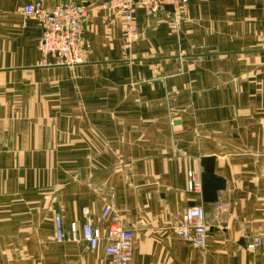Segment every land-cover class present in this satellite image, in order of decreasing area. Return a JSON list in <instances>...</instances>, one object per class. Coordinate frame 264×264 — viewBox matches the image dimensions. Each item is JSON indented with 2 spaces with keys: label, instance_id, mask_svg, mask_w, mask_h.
Instances as JSON below:
<instances>
[{
  "label": "crops",
  "instance_id": "crops-1",
  "mask_svg": "<svg viewBox=\"0 0 264 264\" xmlns=\"http://www.w3.org/2000/svg\"><path fill=\"white\" fill-rule=\"evenodd\" d=\"M33 1L0 0V264H107L103 241L54 232L59 218L103 236L107 206L134 233L130 264H264V0L138 11L131 46L104 0H41L88 10L73 68L41 64L40 31L18 11ZM202 158L225 183L214 203L187 187ZM193 205L204 252L173 233Z\"/></svg>",
  "mask_w": 264,
  "mask_h": 264
},
{
  "label": "built area",
  "instance_id": "built-area-1",
  "mask_svg": "<svg viewBox=\"0 0 264 264\" xmlns=\"http://www.w3.org/2000/svg\"><path fill=\"white\" fill-rule=\"evenodd\" d=\"M188 3L189 0H104L96 7L103 13L121 18L125 43L131 46L139 37L136 20L138 11H142L149 19L163 12L166 7H172L174 11L186 7ZM18 11L24 18L34 20L40 31L37 50L41 55V64H44L48 58L54 59L55 65L65 68H73L84 63V54L89 45L82 38L83 25L88 15V10L83 4L68 1L50 6L38 0L23 5ZM168 28L170 32L176 34L177 21L175 19L169 21ZM187 187L192 193L201 192V180L191 171L187 173ZM101 219L110 222L103 236L89 223L81 227L72 223L66 234L62 221L56 218L55 241L61 243L66 239L80 240L91 250L97 249L103 241L107 264H130L134 249L133 231L122 227L119 216L110 206L103 209ZM173 233L183 241L193 242L201 252H204L209 237V226L205 221L202 206L193 205L185 208L180 222L173 228ZM261 244L262 240L256 239L246 248L254 251Z\"/></svg>",
  "mask_w": 264,
  "mask_h": 264
},
{
  "label": "water",
  "instance_id": "water-1",
  "mask_svg": "<svg viewBox=\"0 0 264 264\" xmlns=\"http://www.w3.org/2000/svg\"><path fill=\"white\" fill-rule=\"evenodd\" d=\"M165 10L173 12L172 7H166ZM201 166L203 168L201 174L202 199L205 203H214L217 200V192L225 189V183L214 176V158H202Z\"/></svg>",
  "mask_w": 264,
  "mask_h": 264
},
{
  "label": "rangeland",
  "instance_id": "rangeland-1",
  "mask_svg": "<svg viewBox=\"0 0 264 264\" xmlns=\"http://www.w3.org/2000/svg\"><path fill=\"white\" fill-rule=\"evenodd\" d=\"M124 37V36H123ZM125 41V40H124Z\"/></svg>",
  "mask_w": 264,
  "mask_h": 264
}]
</instances>
